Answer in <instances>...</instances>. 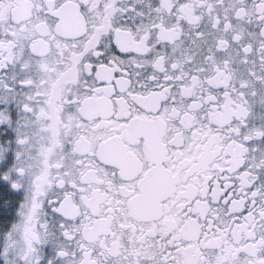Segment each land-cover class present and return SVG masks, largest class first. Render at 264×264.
Returning <instances> with one entry per match:
<instances>
[{"label": "snow or ice", "instance_id": "1", "mask_svg": "<svg viewBox=\"0 0 264 264\" xmlns=\"http://www.w3.org/2000/svg\"><path fill=\"white\" fill-rule=\"evenodd\" d=\"M0 264H264V0H0Z\"/></svg>", "mask_w": 264, "mask_h": 264}]
</instances>
